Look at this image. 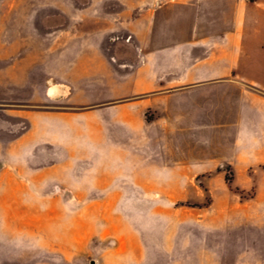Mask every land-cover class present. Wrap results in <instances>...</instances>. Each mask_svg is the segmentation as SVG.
<instances>
[{
	"label": "rangeland",
	"instance_id": "rangeland-1",
	"mask_svg": "<svg viewBox=\"0 0 264 264\" xmlns=\"http://www.w3.org/2000/svg\"><path fill=\"white\" fill-rule=\"evenodd\" d=\"M158 1L0 0V264H264V0L234 71L254 91L200 87L170 136L137 89Z\"/></svg>",
	"mask_w": 264,
	"mask_h": 264
},
{
	"label": "crops",
	"instance_id": "crops-1",
	"mask_svg": "<svg viewBox=\"0 0 264 264\" xmlns=\"http://www.w3.org/2000/svg\"><path fill=\"white\" fill-rule=\"evenodd\" d=\"M162 1H158L159 9L149 22L151 34H146L144 43L145 60L148 58L153 68L150 75L138 82L137 89L165 99L166 118L161 134L170 136L181 129L180 106L187 94L223 82L229 84V90L232 84L246 92L254 91L250 87L255 86L241 81L234 73L235 66L246 55L240 36L248 18V0H168L163 4ZM189 62L216 68L207 75L192 74L184 69ZM240 140L238 147L246 146L247 142ZM165 144L174 142L166 140ZM174 152L175 147L171 157L176 158ZM103 206L122 207L114 203Z\"/></svg>",
	"mask_w": 264,
	"mask_h": 264
},
{
	"label": "bare ground",
	"instance_id": "bare-ground-1",
	"mask_svg": "<svg viewBox=\"0 0 264 264\" xmlns=\"http://www.w3.org/2000/svg\"><path fill=\"white\" fill-rule=\"evenodd\" d=\"M51 89H53V87H52V86L50 87V90H51Z\"/></svg>",
	"mask_w": 264,
	"mask_h": 264
}]
</instances>
